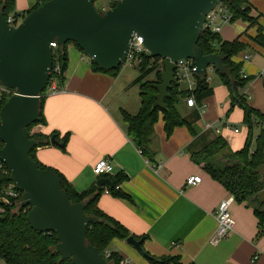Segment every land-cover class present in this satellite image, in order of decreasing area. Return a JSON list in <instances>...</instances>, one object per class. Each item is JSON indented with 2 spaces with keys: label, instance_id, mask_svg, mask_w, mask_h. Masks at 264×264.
Instances as JSON below:
<instances>
[{
  "label": "crops",
  "instance_id": "1",
  "mask_svg": "<svg viewBox=\"0 0 264 264\" xmlns=\"http://www.w3.org/2000/svg\"><path fill=\"white\" fill-rule=\"evenodd\" d=\"M117 1H105L102 11L111 9ZM41 3L42 0H16V9L22 13ZM230 24L222 25L220 36L225 41L241 35L234 38L226 36L231 30L223 32V28ZM67 51L69 60L65 84L58 94L47 96L43 107L46 125L35 126L31 133L50 136L57 132L61 138L68 133L69 142L66 152L54 146L37 148L38 161L61 173L78 192L90 189L100 180L126 175L127 180L118 187L125 197L115 196L107 188L98 206L131 235L146 237L143 249L151 257H179L182 264H264V235L257 239L258 219L247 202H235L231 207L234 231L219 245L210 243L217 229L215 212L231 193L203 166L191 160L188 149L194 140L192 131L186 126L178 127L167 137L161 117L155 126L151 146L156 155L150 162L128 137L122 117V111L131 115L139 112L140 107L138 109L136 103L122 101L126 95H133L141 105L140 87L137 90L139 77L126 70H120L117 75L95 71L91 59L73 43L67 45ZM241 54L234 61L242 64L245 76L254 77L246 89L247 95L253 96L251 92L255 90L256 96L262 99L264 87L260 74L264 65L259 60L251 63V54H245L251 58L245 61L249 64L244 66L245 55ZM217 90L223 98L229 96L225 86H219ZM180 105L189 112L190 119H187L195 120L193 114L198 112L199 106L188 107L186 101ZM254 106L264 109L259 104ZM202 107V119L194 123L200 133L220 135L230 148L235 151L242 149L248 134L238 139L228 133L227 130H232V124L236 122L230 115H225L229 104L218 102L213 95L202 102ZM243 120L244 111L237 122ZM208 124H212L214 129L205 130ZM101 159L113 164L112 174H94L93 168ZM194 176L201 177L202 182L195 186L187 185L188 178ZM109 250L118 252L124 264H151L127 240L114 239ZM255 256L258 257L256 260ZM0 264L6 262L0 260Z\"/></svg>",
  "mask_w": 264,
  "mask_h": 264
},
{
  "label": "water",
  "instance_id": "2",
  "mask_svg": "<svg viewBox=\"0 0 264 264\" xmlns=\"http://www.w3.org/2000/svg\"><path fill=\"white\" fill-rule=\"evenodd\" d=\"M224 0H118L100 12L93 0H49L13 27L0 13V82L15 89L0 111V160L11 182L23 193V205L31 210L27 220L39 232L57 236V252L74 264H110L86 240L94 221L82 203H72L57 173L40 169L30 157L37 142L29 128L40 116V101L51 78L52 43L72 42L104 71L119 69L127 58L135 35L143 38L148 58H161L164 70L154 108L165 109V98L177 83L176 63L193 60L199 75L208 69L225 71L217 54L204 55L198 47L206 17ZM144 84V82L142 83ZM51 143L59 145L56 137ZM110 180H100L99 186ZM127 242L141 255L144 240Z\"/></svg>",
  "mask_w": 264,
  "mask_h": 264
},
{
  "label": "trees",
  "instance_id": "3",
  "mask_svg": "<svg viewBox=\"0 0 264 264\" xmlns=\"http://www.w3.org/2000/svg\"><path fill=\"white\" fill-rule=\"evenodd\" d=\"M47 1L49 0H42V3L34 9L20 13L16 9V0H0V13L3 14L6 20L12 17L17 23ZM93 1L96 4V0ZM117 2L112 5V8L116 6ZM225 4L232 15L230 23L241 20L249 24L250 28H255L256 35L252 37V41L264 49V23L261 22L260 16L255 17L253 15L249 0H225ZM99 11L104 12L100 9ZM67 45L59 47L57 50L62 69V73L58 77L60 86L65 84V73L68 68ZM197 45L204 55L217 54L222 59L225 71L214 70L218 73L223 85L227 87L230 94L231 109L228 115L235 106H239L244 111L243 123L248 127V137L244 147L236 152L225 154L224 150L227 148V142L222 136L200 133L194 126V123L199 121V112L196 113L195 120L190 121L183 117L179 111V105L182 101L194 97L197 105L201 107L202 102L214 94L207 72L204 75H196V86L193 90H182L180 83L177 82L169 91V97L164 100L166 108H154L156 95L158 94L155 85L161 83L160 74L164 68L161 58L150 59L146 56L143 65L138 68L141 77H139L137 83H140L146 74L154 72L157 68L159 70L156 72L154 80L140 84L141 105L139 112L136 115H131L126 111H122L123 121L127 126V135L142 155L152 162L156 154L151 146L155 135V126L161 117L164 121V130L167 137H170L178 127H188L194 136V140L188 149L191 160L203 166L213 179L221 183L234 196L236 202H247L253 207L254 214L258 219L259 233L257 239H259L264 235V200H260L259 197L264 193V114L247 104L248 95L244 94V90L254 80V77L245 76L242 64L234 61V58L246 51L250 44L242 41L240 37L232 41H225L220 34L205 29ZM77 48L82 52L78 46ZM82 53L84 54V52ZM91 65L95 71L112 75H117L122 67L114 71H104L92 60ZM46 93L45 90L40 101L39 119L29 128L30 138L37 142V146L30 153V157L38 164L40 169L52 170L57 173L61 179L62 188L68 194L70 201L84 204L86 216L94 219L87 230V243L96 247L110 264H121L123 261L122 256L118 252L109 250L113 240H127L131 236L137 240H144L146 237L131 235L122 224L105 214L99 208L98 202L107 188L111 194L125 197V194L118 187L127 180V176L122 174L111 177L109 184L99 186L97 183L84 192H78L61 173L45 167L38 161L36 157L37 148L54 146L66 152L70 137L68 133L62 138L60 133L57 132L50 136L31 133L35 126L46 125L43 114L44 102L47 98ZM7 101L8 99L4 98L0 102V111ZM255 123L260 126V132L253 140L252 129ZM53 136L56 137L59 145L51 143ZM2 148L3 144L0 141V155ZM218 156L220 158L214 161L215 163H210ZM11 183L9 170L0 160V196L5 193ZM22 197L23 193L21 192V201H15L11 207L0 201V260H4L6 264H74L72 259L62 260L57 252L58 240L56 234L39 232L30 226L27 216L31 208L28 205H23ZM107 254H109V257H107ZM148 256L151 264H182L179 257L158 259L151 257L149 254Z\"/></svg>",
  "mask_w": 264,
  "mask_h": 264
},
{
  "label": "built area",
  "instance_id": "4",
  "mask_svg": "<svg viewBox=\"0 0 264 264\" xmlns=\"http://www.w3.org/2000/svg\"><path fill=\"white\" fill-rule=\"evenodd\" d=\"M232 15L230 14L227 5L225 4V0L221 2L213 11L209 13L206 17V22L204 24V30L209 29L214 33L220 34L222 25L229 24L231 21ZM8 24L16 27L21 21L15 23L14 19L10 17L7 20ZM144 40L141 36L135 35L131 44L130 49L127 54V58L124 64H129L130 67L140 68L141 65L144 63L145 55L149 54V51L146 49L144 44L142 43ZM53 48V67L51 71V78L46 88V95H56L62 90V86L59 84L58 77L62 73L61 64L59 62V58L57 55V50L59 46L56 42L51 44ZM145 55H144V54ZM249 55H245L243 57V61L250 60ZM198 74L196 70L195 62L193 60H182L176 63V70L175 76L177 78V82H181L184 79H187L190 82V86H196L195 77ZM261 77L264 78V70L260 74ZM244 94H248L246 90H244ZM18 95V92L15 89L9 88L0 82V102L7 98L8 100ZM188 107L194 108L198 107L197 102L194 97H191L186 100ZM202 106L199 107V111L202 112ZM214 129L212 124H208L205 127V130H212ZM157 168H161L158 166ZM114 171L113 164L107 159H101L96 163L93 168V172L95 175L100 176L102 174H112ZM202 182V178L199 176L190 177L187 180V185L195 186ZM23 199V197H22ZM0 201L4 202V205L11 207L13 206L14 202L21 201V192L17 189L14 183L8 185L5 193L0 196ZM234 196H229L227 199H224L220 205L218 206L215 217L217 220V229L213 236L210 239V243L214 246L219 245L224 239H226L235 228V220L231 213V207L235 203ZM109 257V254H107ZM258 257L255 256L254 259L256 260ZM121 264H124L123 261Z\"/></svg>",
  "mask_w": 264,
  "mask_h": 264
},
{
  "label": "rangeland",
  "instance_id": "5",
  "mask_svg": "<svg viewBox=\"0 0 264 264\" xmlns=\"http://www.w3.org/2000/svg\"><path fill=\"white\" fill-rule=\"evenodd\" d=\"M105 1H107V0H96V4H95L96 7L98 9L102 10V6H103ZM249 3L251 4L252 12L255 14L254 16L255 17L260 16L261 20L264 22V0H249ZM227 30H231V32L228 33L226 36H230V38H234V36L241 34L240 35L241 40L248 42L250 44L249 48L246 51H244V53H242L241 56L245 55V54H251V56H252L251 63L252 62L254 63L257 60H259L260 63H262L264 65V49L252 41V37L255 36L254 35L255 34L254 28H250L247 23L239 20V21H236L230 25H227L225 28H223V32H226ZM240 58H242V57H240ZM243 63H244L243 64L244 66H247V64H249L248 62H245V61H243ZM242 68H243V66H242ZM120 70H126L129 72H132V74L135 73L137 75L136 78L141 77L139 69L134 68V67H130L129 64L122 65ZM158 70H159V68L155 69L154 72H150V73L146 74L141 79V82L139 84H137L138 89L137 88L136 89L139 90L140 84H142L143 82L154 80L155 74ZM207 77H208V80H209L211 87L214 89V94H213L214 98L218 102H223L224 104H227V105L229 104V110H230L231 109V107H230V103H231L230 94L228 97H224V98H223V95L218 94L217 88L219 86L220 87H224V86H223V83L220 79V76L214 70V68H210L207 70ZM190 82L191 81H188L187 79L182 80L180 82V88L182 90H193L195 88V86L193 85V87H191ZM261 89H262V87H261ZM227 91H228V89H227ZM228 93H229V91H228ZM251 94H253V96H250L247 98V104L249 106H251L252 108H254V109H256V110H258L264 114V112H263L264 109L262 110V109L256 108L254 106V104H259V106H264V96L262 99L259 98V96H256L255 90H253V92H251ZM122 101L127 103V104H129V102H132L133 104L136 103V106H138V109L140 107V102H138V99L137 98L135 99V97L133 95H126L125 97H123ZM229 110H228V112H229ZM179 111L183 117L190 119V115L188 114L189 112L187 111V109H185V107L183 105H179ZM198 112L200 114L199 110H198ZM228 112H227V114H225L226 117L230 115L234 120H236V122H234L232 124L233 129L227 130V131L229 134L232 133L238 139H241L243 137V135L248 134V127L243 122H237L238 119L242 118L243 109L240 108L239 106H235L229 115H228ZM193 115H194V117L196 116V114H193ZM198 117H199V120L202 119L201 116H198ZM236 127H237V129L235 130ZM224 130L225 129L223 128L222 132ZM259 132H260V126L255 123L253 126V129H252L253 140L256 139ZM232 152H236V151L234 148H232V147L230 148L229 144L227 142V148H226V150H224V153L226 154V153H232ZM218 158H220V156L216 157L214 160H211L210 163H215L214 161L218 160ZM259 197H260V200L261 199L264 200V193H262Z\"/></svg>",
  "mask_w": 264,
  "mask_h": 264
}]
</instances>
